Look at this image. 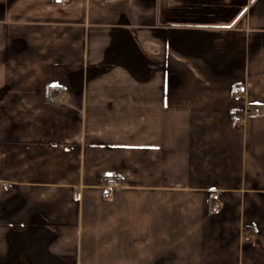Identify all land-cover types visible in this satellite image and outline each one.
<instances>
[{"label": "crops", "instance_id": "0c3cea01", "mask_svg": "<svg viewBox=\"0 0 264 264\" xmlns=\"http://www.w3.org/2000/svg\"><path fill=\"white\" fill-rule=\"evenodd\" d=\"M255 107L264 0H0V264H264Z\"/></svg>", "mask_w": 264, "mask_h": 264}, {"label": "built area", "instance_id": "2783aa9c", "mask_svg": "<svg viewBox=\"0 0 264 264\" xmlns=\"http://www.w3.org/2000/svg\"><path fill=\"white\" fill-rule=\"evenodd\" d=\"M69 0H52L54 4H63L67 3ZM246 86H240L237 89L238 94L244 95L246 93ZM254 114L257 116H263L264 115V109L262 107H255L252 111L245 110L242 113H239L234 116V121L238 124H241L245 121V119L250 115ZM121 186V182L119 179L115 177H107L104 180V183L101 185V194L105 197L111 196L112 192L118 189ZM212 212L214 214H218L220 212L219 206H214L212 208Z\"/></svg>", "mask_w": 264, "mask_h": 264}, {"label": "trees", "instance_id": "16d2710c", "mask_svg": "<svg viewBox=\"0 0 264 264\" xmlns=\"http://www.w3.org/2000/svg\"><path fill=\"white\" fill-rule=\"evenodd\" d=\"M53 92H54V90H51V91H50V95L53 94Z\"/></svg>", "mask_w": 264, "mask_h": 264}]
</instances>
